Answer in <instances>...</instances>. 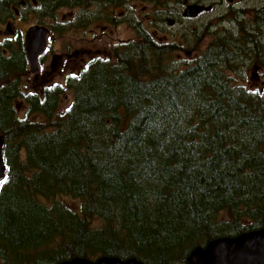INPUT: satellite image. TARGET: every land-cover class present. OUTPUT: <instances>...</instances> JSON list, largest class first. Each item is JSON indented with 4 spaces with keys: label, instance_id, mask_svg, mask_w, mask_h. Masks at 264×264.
<instances>
[{
    "label": "trees",
    "instance_id": "obj_1",
    "mask_svg": "<svg viewBox=\"0 0 264 264\" xmlns=\"http://www.w3.org/2000/svg\"><path fill=\"white\" fill-rule=\"evenodd\" d=\"M88 1L38 0V10ZM8 6L0 0V15ZM137 36L133 55L111 53L68 81L65 111L59 85L21 90L23 45H0V264H187L214 239L264 228V92L210 52L164 71L166 47Z\"/></svg>",
    "mask_w": 264,
    "mask_h": 264
},
{
    "label": "flooded vegetation",
    "instance_id": "obj_2",
    "mask_svg": "<svg viewBox=\"0 0 264 264\" xmlns=\"http://www.w3.org/2000/svg\"><path fill=\"white\" fill-rule=\"evenodd\" d=\"M131 1L89 0L87 6L95 12L83 25L78 20L72 24L71 31H65L55 21L49 26L37 21L19 26L17 23L23 15L34 10L40 13L38 0H8L9 13L0 15V25L6 24L0 29V45L8 41L11 46L22 44L25 50V37L30 27L43 25L49 30L45 50L37 58L36 72L32 71L26 54L27 74L25 81L21 80V90L43 94L45 87L53 84L59 85L64 94L73 93L68 81H76L96 61L109 60L111 53L120 52L126 40L115 38L108 31L116 32L121 26L137 34L141 30L149 31L155 45L168 48L166 58L177 52L181 58L176 60V69L210 52L225 66L234 68L233 77L246 78L247 88L261 89L254 83L264 78V0H136L149 4V13L136 11L130 7ZM98 8L101 12L96 10ZM92 23L98 24L96 27L102 30L101 34L89 36L94 33V28H90ZM83 28H86V35L79 36ZM69 32L74 35L64 44L62 38H67ZM137 34L131 38H138ZM31 37L34 42L39 40L38 33ZM2 49L7 56L12 54L11 48ZM21 101L27 105L25 99ZM61 263L55 260L34 264Z\"/></svg>",
    "mask_w": 264,
    "mask_h": 264
},
{
    "label": "water",
    "instance_id": "obj_3",
    "mask_svg": "<svg viewBox=\"0 0 264 264\" xmlns=\"http://www.w3.org/2000/svg\"><path fill=\"white\" fill-rule=\"evenodd\" d=\"M39 34L34 42L31 36ZM48 28L35 25L27 31L24 47L33 72L37 71V58L44 52L47 42ZM36 43V44H35ZM3 138L0 136V178L6 172L3 158ZM61 264H146L136 258L121 259L118 257H102L96 261L74 257ZM187 264H264V228L243 233L237 237H222L210 241L206 247H198L192 251Z\"/></svg>",
    "mask_w": 264,
    "mask_h": 264
},
{
    "label": "rangeland",
    "instance_id": "obj_4",
    "mask_svg": "<svg viewBox=\"0 0 264 264\" xmlns=\"http://www.w3.org/2000/svg\"><path fill=\"white\" fill-rule=\"evenodd\" d=\"M130 7H132L136 11H141V12H144V13H149L150 12L149 4H147V3L140 4L139 1H136V0L131 1ZM91 9L92 8L87 6V5L86 6H78V7H72V6H70V7H62V8H60L57 11V13L53 16L52 19H49L48 17L41 16V15L39 16L40 13L37 12L36 10H34L35 12H37V14L35 12H30V13L26 14V16L23 15L24 17L22 16V20L19 19L17 24L22 27L24 25H28V24H31V23L37 21L38 23H42V24H45V25L49 26V25L52 24L53 21H55L58 24V26H60L62 29H65V31L66 30L71 31V29H72L71 26H72V24L74 22H77L78 20H80V23L83 25L84 23H86L88 21V16L91 15L92 12H95V11H93L94 8L92 10ZM96 10L98 12H101L100 8H98ZM67 19L69 21L68 22H64ZM91 25H90L91 26L90 28H94V33L92 35H89L90 37L91 36H96L97 34H101L102 33V30H100L99 27H96V25H98L97 23H94V24L92 23ZM4 27H6V24H4L3 26L0 25V29H3ZM85 29L86 28L82 29L83 32L79 33V36L80 35L81 36L82 35H86V34H84ZM108 32L111 35H113L115 38L119 37V38H121L123 40H126L124 43L121 44L120 52L116 53L118 56H120L121 58H126L127 56L133 55L132 51L128 50L129 53L125 52V46L129 42L137 39L136 36H135V38H131L133 35H136L137 32L132 31L130 29H125V26H121L120 29L118 31H116V32H111V31H108ZM73 35H74L73 32H69L67 38L66 37L62 38V42L65 44L67 42V40L72 38ZM169 48H171V47H169ZM165 49L167 51L168 48H165ZM167 53H169V52L167 51ZM176 53L177 52H174L172 54V56H169V57L165 58L164 64H163L164 71L166 69L167 70L172 69L174 72H179V71H181V70H183V69H185L187 67V66H185L186 65V63H185L184 65H180L178 69L175 68L176 64H177L176 60H179L181 58ZM109 58H111V55L109 56ZM110 60L115 62V58L110 59ZM116 61H117V59H116ZM181 63H184V62L182 61ZM153 64H154V62H153ZM156 68H157V66L155 65L154 66V70H156ZM230 68L234 70V68H232V67H230ZM231 75H232V73H231ZM236 79L238 80L240 85L245 86V87L247 86L246 78H243V77L238 78L237 77ZM261 80L264 81V78L259 79V81L257 83H254V86H256L257 88H261L260 91L264 90V84H262L263 82ZM22 81L24 82L25 79L23 78ZM254 82H256V81H254ZM71 99H72V92L69 91V92H67L66 94L63 95L61 103H60V111H65L66 109L69 108L70 103H71ZM18 103L21 104V107L19 109V115L21 117H25L26 113H27V106L22 104L21 100H19ZM37 117L38 116H35L34 118H37Z\"/></svg>",
    "mask_w": 264,
    "mask_h": 264
}]
</instances>
